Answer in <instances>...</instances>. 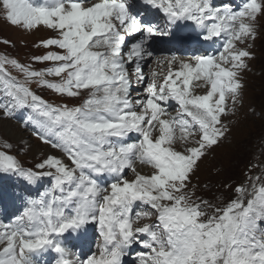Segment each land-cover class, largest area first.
I'll list each match as a JSON object with an SVG mask.
<instances>
[{
  "label": "snow or ice",
  "instance_id": "snow-or-ice-1",
  "mask_svg": "<svg viewBox=\"0 0 264 264\" xmlns=\"http://www.w3.org/2000/svg\"><path fill=\"white\" fill-rule=\"evenodd\" d=\"M0 8L12 26L54 33L33 57L50 63L45 69L0 56V112L29 109L34 135L61 153L26 170L11 144L0 150V173L51 183L12 221H0V264H41L50 252L55 264H128L134 246L132 264H264V176H249L248 187L232 188L220 204L198 196L192 183L198 162L227 131L228 102L234 113L240 99L239 74L251 53L237 42L254 38L264 0H243L238 9L213 0H0ZM151 10L163 26L145 18ZM182 24L220 46L187 61L175 54L157 60L167 72L159 82L157 72L148 79L156 38L183 44ZM133 76L144 85L136 98ZM199 81L207 91L193 94ZM33 82L61 97L87 95L78 105L52 104L30 89ZM169 101L178 105L175 115ZM90 224L99 242L85 253L74 241Z\"/></svg>",
  "mask_w": 264,
  "mask_h": 264
},
{
  "label": "rangeland",
  "instance_id": "rangeland-1",
  "mask_svg": "<svg viewBox=\"0 0 264 264\" xmlns=\"http://www.w3.org/2000/svg\"><path fill=\"white\" fill-rule=\"evenodd\" d=\"M135 2L138 3L141 0H135ZM213 2L214 4L217 3L216 7L223 8L225 4L232 7L230 0H213ZM242 2L243 0H239V4H242ZM141 10H143V7H141ZM4 15L3 9L0 8V56L15 59L24 65H31L35 70L49 67L50 63H33V57H38L45 53L46 50L38 47V44L42 39L53 36L54 33L44 28L25 31L21 27L10 25L4 19ZM145 18L153 22L158 21L163 26L162 14H156L155 10L154 13L153 10L147 13ZM254 28V38H248L244 43L237 42V47L249 51L251 58H245L247 67L239 74L243 88L241 89L240 99L235 105L234 113L232 111L233 106L229 101L228 114L221 117L222 125L227 131L223 139L209 149L198 162L199 167L192 177V183L196 186V194L216 204H220L233 196L231 189L237 185L243 184L248 187L249 176H264V15L257 17ZM189 36L192 37V35ZM171 44L168 43L166 46L168 50L162 53L157 52V50L161 51L163 49L159 42L153 46L154 56L150 62L146 63L145 67L147 68H144V71L148 73V77L146 76L148 79H151V69L153 66L154 68L157 66V60L163 61L164 57L171 56L173 53L185 61L194 57L185 52L186 45L179 50H172ZM174 46L177 48L178 43L174 44ZM200 47L195 49V51L201 53L202 48ZM162 65L166 67V64L162 63ZM6 70L18 80H24V77L10 65L6 66ZM46 79L56 80L58 78L46 77ZM132 81V94L138 89L140 90L138 93H143L144 85L138 84L134 76ZM28 86L33 92L52 104L67 103L70 106L78 105L87 95V93H84L80 98L61 97L35 82ZM194 89L193 84L190 90L193 94L199 95V93L193 91ZM168 104H170L167 108L168 111L170 113L173 112L172 114L175 115L178 105L174 101H169ZM30 115L32 113L29 109H17L13 117H6L0 112V120L18 125L24 134L28 135L27 139L31 143L33 139L41 142L34 135L35 125L29 122L28 117ZM135 137L133 136V138ZM5 144H11L10 154L16 156L26 170L34 169L35 165L45 158L44 156H39V154H32L27 144L25 145L22 141H13L9 138L7 132H3L0 129V150H6L4 148ZM177 147H182V145L178 144ZM52 150L57 151L59 154L58 150ZM127 178L129 180L132 179L131 172L127 173ZM50 187V178L47 177L43 178L38 184L31 185L18 175L0 173V192H3V194L0 193V211L4 210V213L15 217L24 210L30 199L38 198L39 193L45 192ZM144 207V205H140L137 210H142ZM6 217L7 215H5ZM0 221L8 222L4 219H0ZM154 221L155 217L151 221H141V224ZM83 251H89L88 239ZM131 259L133 260V258L128 256V260L132 261Z\"/></svg>",
  "mask_w": 264,
  "mask_h": 264
},
{
  "label": "bare ground",
  "instance_id": "bare-ground-1",
  "mask_svg": "<svg viewBox=\"0 0 264 264\" xmlns=\"http://www.w3.org/2000/svg\"><path fill=\"white\" fill-rule=\"evenodd\" d=\"M139 3L141 4V2H139ZM176 31H177V34L179 36H181V37H182V31H183V33L185 32V33H191L190 35H196V33L192 31V28L185 27L184 25H181L180 28L176 29ZM157 39H159V37ZM174 44H176V43L174 42ZM194 44L196 46H189L188 49L191 52H195V54L199 53V51H195V49L199 48L200 46H201L200 48H202L201 53L212 52V51H214L216 48H218L220 46L219 43L213 44L211 41L205 42V41L202 40V38L200 40L196 39L194 41ZM180 45L181 44H178L177 48H179ZM145 66H146V64H145ZM144 68H147V67H144ZM166 69H167V65H166V67H165V65H162V66L161 65L160 66L157 65L155 68H154V66L152 67V69H151L152 72L159 73V77H158V81L157 82H159V80L166 74ZM146 71H147V69H146ZM144 73H145V76L148 77V73H146L145 71H144ZM193 84H194V88H195L193 90L194 92H197L199 94H204L207 91V88L203 86V81L194 82ZM132 96H133V98H135V97H137V94H132ZM171 113H173V112H171ZM0 129L3 132H7L9 138H11L13 141L14 140L22 141V142L25 143V145L27 144L28 148L30 149L32 154H39V156H42V157L43 156L45 157V156H47L49 154H53V155H57V156L61 155L60 153L58 154L57 151L55 152L54 150H52L53 148L51 149L50 146H48L46 144H43V143L37 141L36 139H33V142L31 143L29 141V139H27L28 135L26 136V134H24L23 130H21L18 125H15L12 122L1 121L0 120ZM137 169H138V171H141L143 174H148L150 172L149 168H147L145 166H142V165H137ZM132 178H133V174H132ZM1 218L2 217L0 216V219ZM3 218L4 219H8V217L5 218V215H3ZM14 218L15 217H13V219ZM13 219H10V220L12 221ZM86 240H87V237L85 235H83L81 237V240L80 241H75V243L80 245L82 247V249H85ZM77 250H80V249L78 248ZM84 252L87 253L86 251H84ZM134 252L135 251L132 250L131 251V255L129 257L133 258L132 255L134 254ZM55 258H56V254L50 252V253H48L45 256L40 258L41 264H55ZM125 260L128 261V264H132V261L128 260V257H125ZM51 261H53V262H51Z\"/></svg>",
  "mask_w": 264,
  "mask_h": 264
}]
</instances>
